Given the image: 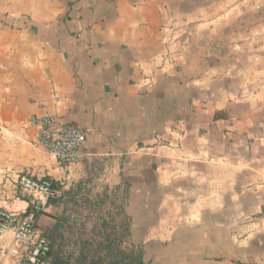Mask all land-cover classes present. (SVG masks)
<instances>
[{
	"label": "crops",
	"instance_id": "crops-1",
	"mask_svg": "<svg viewBox=\"0 0 264 264\" xmlns=\"http://www.w3.org/2000/svg\"><path fill=\"white\" fill-rule=\"evenodd\" d=\"M23 173L64 190L37 220L72 262L96 223L145 264H264V0H0V207L33 210Z\"/></svg>",
	"mask_w": 264,
	"mask_h": 264
},
{
	"label": "built area",
	"instance_id": "built-area-1",
	"mask_svg": "<svg viewBox=\"0 0 264 264\" xmlns=\"http://www.w3.org/2000/svg\"><path fill=\"white\" fill-rule=\"evenodd\" d=\"M39 128L36 143L55 155L60 163L75 164L84 158V131L75 124L63 123L58 116L44 113L31 118ZM17 184L29 197L33 208L18 213L0 207V264H56L53 245L38 223L36 210L51 199H62L64 190L50 178L30 173L19 176ZM11 242L7 243V234Z\"/></svg>",
	"mask_w": 264,
	"mask_h": 264
},
{
	"label": "trees",
	"instance_id": "trees-1",
	"mask_svg": "<svg viewBox=\"0 0 264 264\" xmlns=\"http://www.w3.org/2000/svg\"><path fill=\"white\" fill-rule=\"evenodd\" d=\"M103 203L105 201L101 200L100 204ZM36 212L38 214V210ZM98 233L102 234L101 240L96 242L89 239L80 243V253L75 262L70 261V257L67 258L65 254L62 255L67 243L56 242V238L48 233V238L53 241L51 243L53 244L52 256L54 262L56 264H145L140 246L137 249L124 246L125 238L130 234L128 229L123 228L119 237L114 236L115 232L108 229ZM56 243L59 245L57 249L54 248Z\"/></svg>",
	"mask_w": 264,
	"mask_h": 264
},
{
	"label": "rangeland",
	"instance_id": "rangeland-1",
	"mask_svg": "<svg viewBox=\"0 0 264 264\" xmlns=\"http://www.w3.org/2000/svg\"><path fill=\"white\" fill-rule=\"evenodd\" d=\"M102 191V190H101ZM87 206L88 207H94L93 205H91V204H87ZM108 206V204L106 205L105 204V206H100L101 208H106ZM82 207V206H81ZM84 207V206H83ZM90 228H91V230H89V232L87 233V235H88V238H87V240H95L96 242L98 241V240H101V238H102V234H100V233H98L99 232V226H97V224L96 223H93V224H91V226H90ZM93 228V229H92ZM47 234H48V232H47Z\"/></svg>",
	"mask_w": 264,
	"mask_h": 264
}]
</instances>
